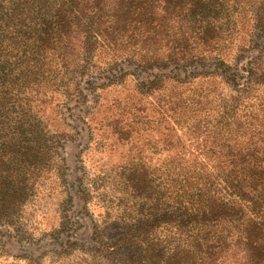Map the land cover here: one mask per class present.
Listing matches in <instances>:
<instances>
[{
	"label": "rangeland",
	"instance_id": "374dc122",
	"mask_svg": "<svg viewBox=\"0 0 264 264\" xmlns=\"http://www.w3.org/2000/svg\"><path fill=\"white\" fill-rule=\"evenodd\" d=\"M120 1L103 0L113 27L92 52L79 25L53 58L36 29L43 17L33 20L43 4L0 0V69L11 73L0 81V120L15 111L7 115L34 127L30 153L0 147V183H19L0 213V264H128L138 248L153 249L159 264H190L192 238L209 229L189 223L179 205L174 213L176 173L186 180L191 164L197 186L216 199L246 218L264 213V187H247L264 171V0H218L208 33L199 30L207 20L190 27L185 12L174 13L151 43L132 40ZM99 3L76 0L75 13L90 16ZM176 33L192 36L194 55L178 64L167 60ZM111 72L116 78L104 81ZM1 129L0 143L11 141ZM197 253L196 264H250L244 241L208 261Z\"/></svg>",
	"mask_w": 264,
	"mask_h": 264
},
{
	"label": "trees",
	"instance_id": "16d2710c",
	"mask_svg": "<svg viewBox=\"0 0 264 264\" xmlns=\"http://www.w3.org/2000/svg\"><path fill=\"white\" fill-rule=\"evenodd\" d=\"M36 2L42 3L43 7L39 9V13L33 18V20L35 21L41 16L43 17L44 22L40 28H36L37 22H35V28L38 29L37 31L39 32L41 43L43 42L46 46V52H49L51 47V51L54 50L53 58H55L57 54L61 55L63 53V49L66 48L69 39L72 37V27L74 28L79 25L83 27L84 32L86 33V51L91 52L94 45H97L96 39L98 37H104L107 34L105 32L106 29L113 27L114 20L110 14L106 19L102 17L105 9L103 0H99L100 3L95 6V9L92 12L93 15L90 14V16L81 12L80 14L75 13L76 7L74 8V6L76 0H64L57 9L47 6L46 2H48V0H36ZM120 2V7H123L122 11L124 10L126 15L131 16V24L137 32L132 36V40L135 41L151 43L155 39L160 40L164 34L162 33L165 29L164 22L170 20V18L174 16V13L185 12V19L190 27L198 25L202 20L203 22H206L207 20V25H205L203 29H199L202 33L212 32L217 28L216 22L212 25L213 19L215 18L213 16L215 12L211 14L209 9L210 6H216L218 0H122ZM77 5L78 4H76V6ZM18 9H20V7ZM20 14L23 15L24 12H21ZM14 15L15 14H12V16ZM80 16L85 18H81L80 21L78 20ZM175 18L182 17L177 15ZM12 19L15 18L12 17L11 21H13ZM82 21L83 23H80ZM261 21H264V17H262ZM104 24L110 26L105 28ZM176 35L178 34L176 33ZM173 38H175V40L168 49L170 52L167 59L168 62L178 64V62H181L185 56H194L192 52L188 50V42L190 41V38H192L189 33H182ZM35 47L40 49L42 46L35 45ZM44 51L43 48L41 52ZM46 57L49 58L48 55ZM5 59L7 63L12 62L9 57ZM52 64L53 62H47L46 65L49 68L54 66L58 67V65ZM153 64H155V66H161L159 65L161 63ZM152 66L154 65H151V67ZM160 70H163V68H160ZM122 71L123 69L119 70V74H121ZM174 71L175 69L172 70V72ZM7 72V66H3L0 69V74L3 75L0 76L1 82H5L10 76L11 73L7 75ZM176 75L180 74L176 73ZM151 76L157 79V75H150V77ZM114 78H116V75L111 72L110 75H105L104 81L110 80L112 82ZM14 112L15 111H8L5 114H2L3 120H0V126H2L3 129L1 130H4L5 128L10 129V132H8V135L6 134L5 138H9L11 141H3L0 143V147H2V149H10L11 147V149L13 148L14 153L17 154L20 153L19 148L22 146V149L25 150V152L29 151L28 153H30L33 147L30 145L29 139H26L25 136L33 135L32 130L34 127L28 120H24V116H13L12 114L11 116L7 115ZM16 138H18V140L21 138L25 142L20 141L19 143L21 144H19L15 142ZM197 166L198 165L193 164L190 165V173L195 177L190 175L188 176L189 179L186 176V180H183L179 179L180 173H176L178 175H176L174 179L176 180V184L173 187L176 193L175 198L178 201H174V213L177 211L176 208L179 205L182 209L184 208L189 223L195 224L196 227H198V223L200 222L207 225L209 228L208 231H204L202 234L200 233V235L192 238V248L190 249L192 257L189 256V263H197V252H204L205 254L202 257V260L206 261V257L208 261L213 257H216L217 254L223 253L224 250L233 246L234 243L237 244L238 242L244 241L249 245L250 264H264V238L259 237V235H264V213L263 215H257L253 219L246 218L234 205H227V203L221 202L220 199H216L212 193L207 190L206 186H197L201 181L200 176L197 175L196 177V173H198L196 169ZM18 184L19 183L15 180L13 182L9 181L8 177L0 183V213L2 215H5V211H8L7 209H4V205L7 202L5 200L8 198L12 199L19 194ZM259 185L264 187V171L256 175L254 179L247 181V187L250 190H257ZM255 187L257 188L255 189ZM179 192L182 193L181 196ZM161 215L162 214L159 215L157 220L160 219ZM3 225H6V223ZM238 225L240 227V233L238 237L234 239L231 235V230L234 227H238ZM130 232L131 233L128 235H124L120 241V243L124 241L126 248H132L134 246V244H132L131 247L129 245L132 243L131 240L135 238V234L132 233V231ZM252 235H255L258 238L254 239ZM62 247L65 246L62 245ZM152 250L153 249H148L143 253L139 252L138 248L136 254L134 253L130 260H127L128 264H159L158 258L150 255Z\"/></svg>",
	"mask_w": 264,
	"mask_h": 264
}]
</instances>
